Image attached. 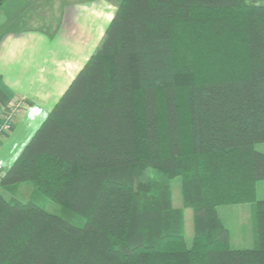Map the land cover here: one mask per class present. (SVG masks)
<instances>
[{"label": "trees", "instance_id": "trees-1", "mask_svg": "<svg viewBox=\"0 0 264 264\" xmlns=\"http://www.w3.org/2000/svg\"><path fill=\"white\" fill-rule=\"evenodd\" d=\"M258 143L264 4L122 0L1 178L2 192L31 184L71 215L0 192V264H264ZM176 177L183 209L172 204ZM241 204H254L253 249H232L218 215ZM184 209L194 218L190 247Z\"/></svg>", "mask_w": 264, "mask_h": 264}, {"label": "crops", "instance_id": "crops-1", "mask_svg": "<svg viewBox=\"0 0 264 264\" xmlns=\"http://www.w3.org/2000/svg\"><path fill=\"white\" fill-rule=\"evenodd\" d=\"M121 2L5 0L0 5V123L14 100L28 105L0 140V175L83 69Z\"/></svg>", "mask_w": 264, "mask_h": 264}, {"label": "rangeland", "instance_id": "rangeland-1", "mask_svg": "<svg viewBox=\"0 0 264 264\" xmlns=\"http://www.w3.org/2000/svg\"><path fill=\"white\" fill-rule=\"evenodd\" d=\"M255 150L264 154V143L255 145ZM156 171L151 173V179L158 181ZM182 177H176L171 181L172 200L175 208L183 209L182 202ZM6 198L12 196L22 200H33L42 206L47 212L57 215L61 218L68 219L71 215L69 209L65 206L58 205L47 199H43L37 195L34 187L31 184H22L14 195L3 192ZM264 200V181H259L257 185V201ZM218 215L225 223L230 234V246L232 249H253L256 246L255 242V215L254 204H241L233 206H223L218 208ZM184 231L186 243L190 247L194 238V218L193 212L190 209H184ZM76 224L82 225L84 220L76 219Z\"/></svg>", "mask_w": 264, "mask_h": 264}, {"label": "built area", "instance_id": "built-area-1", "mask_svg": "<svg viewBox=\"0 0 264 264\" xmlns=\"http://www.w3.org/2000/svg\"><path fill=\"white\" fill-rule=\"evenodd\" d=\"M27 107L28 105L22 99H16L11 103L0 123V140L12 130L19 116L27 109ZM1 178L2 175H0V184Z\"/></svg>", "mask_w": 264, "mask_h": 264}]
</instances>
